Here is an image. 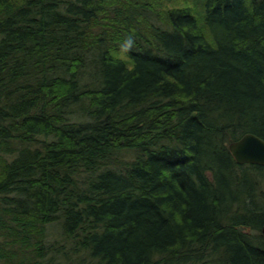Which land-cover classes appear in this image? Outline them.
I'll return each mask as SVG.
<instances>
[{
	"label": "trees",
	"instance_id": "obj_1",
	"mask_svg": "<svg viewBox=\"0 0 264 264\" xmlns=\"http://www.w3.org/2000/svg\"><path fill=\"white\" fill-rule=\"evenodd\" d=\"M264 0H0V264H264Z\"/></svg>",
	"mask_w": 264,
	"mask_h": 264
},
{
	"label": "water",
	"instance_id": "obj_2",
	"mask_svg": "<svg viewBox=\"0 0 264 264\" xmlns=\"http://www.w3.org/2000/svg\"><path fill=\"white\" fill-rule=\"evenodd\" d=\"M228 148L237 163L264 165V139L253 132H245L238 139L229 142ZM261 234L264 242V224Z\"/></svg>",
	"mask_w": 264,
	"mask_h": 264
}]
</instances>
